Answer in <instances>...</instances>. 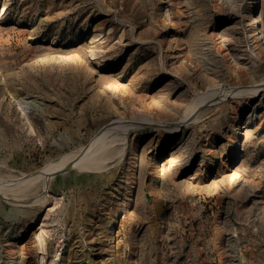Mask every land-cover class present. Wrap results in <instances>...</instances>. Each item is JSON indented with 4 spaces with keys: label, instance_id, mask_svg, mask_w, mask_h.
I'll use <instances>...</instances> for the list:
<instances>
[{
    "label": "rangeland",
    "instance_id": "rangeland-1",
    "mask_svg": "<svg viewBox=\"0 0 264 264\" xmlns=\"http://www.w3.org/2000/svg\"><path fill=\"white\" fill-rule=\"evenodd\" d=\"M263 86L264 0H0V264H264Z\"/></svg>",
    "mask_w": 264,
    "mask_h": 264
},
{
    "label": "bare ground",
    "instance_id": "bare-ground-1",
    "mask_svg": "<svg viewBox=\"0 0 264 264\" xmlns=\"http://www.w3.org/2000/svg\"><path fill=\"white\" fill-rule=\"evenodd\" d=\"M254 2V1H253ZM261 5H260V3L258 2V1H255L254 2V7H253V9H257L258 7H260ZM259 11V10H258ZM256 12V11H255ZM254 13V12H253ZM261 20V19H260ZM258 22H259V19L258 18H256V17H254L253 18V20H252V24H258ZM264 88V86L262 87V89H261V91L262 90H264L263 89ZM258 91H256L255 93H253L252 95H255L256 93H257ZM28 109V108H27ZM189 110V109H188ZM190 111H192V109H190L189 111H187V113L185 114V116L184 117H188L189 115H190ZM158 125V124H157ZM134 126V125H133ZM159 126V125H158ZM178 126V125H177ZM239 128V127H238ZM241 128H242V126H241ZM240 128V129H241ZM163 129V128H162ZM130 130V129H129ZM174 130H172L171 132H173ZM175 131H176V129H175ZM128 134V133H127ZM237 135L239 134V136L240 137H243V136H246V132H244V131H238L237 133H236ZM119 138H104V139H100V140H98V141H96L95 143H93V144H91V145H93V146H89V147H87L85 150H83V152L81 153V150H80V152L79 153H77V154H74V155H71V156H68V157H66V158H64V159H62L59 163H57V164H55L54 165V168H52V169H50V170H44V171H40V172H38V174L36 175L37 177L39 176V175H41V177H43V178H45V181L46 182H48V179H47V177H50V176H52V174L54 173V172H58V171H60V170H62V169H64V168H66L67 166H71L72 167V169L74 170V171H78V172H80V171H83V170H85V169H89V168H93V165H92V162H86L85 160H86V158H87V156L88 155H92V154H96V155H98L97 153L98 152H96V149H99L100 147L102 148L103 146H105L106 147V145H108L109 146V144H112L113 142H117V141H121V142H127V140H126V136H123V137H121V139H119ZM129 139V138H128ZM237 139L238 138H235V145H234V147H233V150H232V155H231V161H230V166H232V165H234V163H235V160H236V158L239 156V148H240V145H239V143L237 142ZM239 140V139H238ZM129 141V140H128ZM125 142V143H126ZM237 142V143H236ZM118 143V142H117ZM129 149V148H128ZM103 152V151H102ZM107 153V151H104L103 153ZM105 153V154H106ZM95 154L94 155H92L93 156V159H95L94 157H95ZM102 155H104V154H100V155H98V156H96V159L98 158V157H102V158H106V157H103ZM113 156H115V155H113ZM111 158V157H110ZM92 159V158H91ZM105 160V159H104ZM34 177V176H33ZM39 178V177H38ZM42 178V179H43ZM41 179V178H40Z\"/></svg>",
    "mask_w": 264,
    "mask_h": 264
},
{
    "label": "water",
    "instance_id": "water-1",
    "mask_svg": "<svg viewBox=\"0 0 264 264\" xmlns=\"http://www.w3.org/2000/svg\"><path fill=\"white\" fill-rule=\"evenodd\" d=\"M72 170V167L71 166H67L66 168L56 172L55 174H61V173H66L68 171Z\"/></svg>",
    "mask_w": 264,
    "mask_h": 264
}]
</instances>
